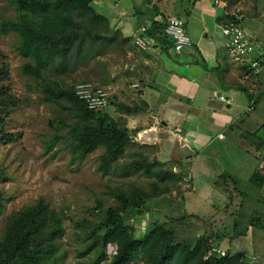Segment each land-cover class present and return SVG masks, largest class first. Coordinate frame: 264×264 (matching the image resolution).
Returning a JSON list of instances; mask_svg holds the SVG:
<instances>
[{
	"label": "rangeland",
	"instance_id": "obj_1",
	"mask_svg": "<svg viewBox=\"0 0 264 264\" xmlns=\"http://www.w3.org/2000/svg\"><path fill=\"white\" fill-rule=\"evenodd\" d=\"M249 2L256 5L263 0ZM92 4L97 12L108 15L110 30L101 32L96 39L87 36L81 53L73 57L69 69L64 72L52 69L47 72L46 77L66 91H74L79 82L92 81L112 93V87L121 84L122 73L129 71V68H124L129 64V59L124 54H128V50L132 48L130 45L135 42L132 35L134 21L130 17V11L136 9L137 3L131 0H93ZM0 17H17L15 6L9 0H0ZM99 29L103 31L105 26H100ZM188 33L192 34L189 30ZM19 42L15 33L0 35V69L6 65L9 70V79L0 82V89L7 90L11 96L7 107L0 108V112L3 110L1 115L5 118L2 120L1 135L11 134L12 138L0 139V196L3 203L0 208V239L3 238L10 215L44 200L63 217L65 229L60 240L63 264H92L98 256V248H93L84 255L80 252L93 243L94 236L102 232L97 228L102 212L100 210L118 207L120 203L115 195L123 190L128 197L134 198V193L140 205L143 204L141 198L145 197L146 205L135 209L127 217L128 224L134 225L138 230L135 236L143 235L149 223L165 221L171 225L168 223V228L174 229L177 241L194 245L205 237L211 246L221 250L223 254L241 253L247 261L255 260L264 264V229L259 226L258 221L264 220V185L251 180L247 175H239L232 180L229 178L227 188L222 187V184L217 185L216 188L221 187L223 192L212 190L206 170H196L193 183L187 174L189 163L181 164L179 161L164 162L163 165V171L183 174L179 180H162L160 176H149L145 171L123 176L126 165L132 159H145L151 163L155 161L153 153H157V146L138 145L132 136L131 144L107 174L99 169L104 147L88 154L83 161L72 162L73 155L67 139L69 128L57 129L60 119L69 122L73 120L70 115L71 103L66 98H61V104L43 99L44 92L37 81L22 73L23 65L33 63V59L23 57L18 52L16 45ZM129 78L128 74L125 80L129 81ZM250 89L256 91L254 96L259 101L250 116L253 115L251 117L257 123L255 131L257 130V139L261 143L264 142V77L261 75L260 80L258 77ZM114 104L116 100L111 97L106 112L112 117L117 111ZM58 133L67 136L58 138L51 145ZM244 148L234 143L230 151L237 154L244 152ZM177 150L175 156L188 152L185 148ZM228 150L226 146L224 151L229 153ZM247 151L251 154L250 150ZM200 162L211 168L209 172L212 175L219 168L217 161L208 154L205 156L203 153ZM234 186L238 191L235 194L228 191ZM165 188L169 190L164 192ZM151 193L157 194L149 199L148 195ZM199 194L204 198L201 199ZM173 216L182 218L174 220ZM249 222L255 225L252 226ZM94 227L97 231L91 237ZM240 231H244V234L240 235ZM112 245L117 251V245ZM108 247L107 259L101 264H113L117 252H109ZM144 259L135 257L131 264H147Z\"/></svg>",
	"mask_w": 264,
	"mask_h": 264
},
{
	"label": "crops",
	"instance_id": "obj_2",
	"mask_svg": "<svg viewBox=\"0 0 264 264\" xmlns=\"http://www.w3.org/2000/svg\"><path fill=\"white\" fill-rule=\"evenodd\" d=\"M131 2L137 3L136 9L130 11L135 42L128 54H124L129 59L124 68L129 71L119 79L122 88L112 87L111 97L116 100L117 110L113 118L134 131L131 136L138 145L157 146L153 160L189 163L187 174L193 183L195 172L200 169L209 174L211 189L220 192L223 190L216 188L217 185L227 188L236 176L247 175L252 180L254 174L260 173L264 177V149L254 143L258 142L257 138L246 137L248 133H257V123L247 111L250 86L256 81L245 78L243 68L232 61L222 32L229 16L240 9L244 28L258 47L264 48V0L256 5L249 0L234 5H228L226 0ZM172 16L185 19L186 30L192 33H188L192 45L182 51H176L173 41L161 36L160 30L152 34L149 31L155 21L168 22ZM139 38L144 46L138 44ZM128 74L130 84L125 80ZM261 75L264 77V70ZM134 84H139L138 88ZM221 95L229 101L221 100ZM120 104L132 110H123ZM234 143L246 150L235 154L230 151ZM226 146L229 153L224 151ZM184 148L187 154L184 151L175 156L177 149ZM203 153L217 161L219 168L215 175L200 162ZM228 191L235 193V186ZM199 197L204 198L201 194Z\"/></svg>",
	"mask_w": 264,
	"mask_h": 264
},
{
	"label": "trees",
	"instance_id": "obj_3",
	"mask_svg": "<svg viewBox=\"0 0 264 264\" xmlns=\"http://www.w3.org/2000/svg\"><path fill=\"white\" fill-rule=\"evenodd\" d=\"M9 1L15 6L17 17L13 19L0 17V35L15 33L19 37L20 42L16 45V49L23 57L33 59V63L27 62L23 65L22 73L37 81L44 92L45 101L61 104V98H66L71 103L70 115L73 120L69 122L60 119L57 122V129L69 128L67 139L73 155L72 162L83 161L88 154L104 147V153L100 156L99 169L107 174L131 144L130 134L134 131L123 127L106 112V109L87 108L85 102L76 95L75 90L66 91L46 76L52 69L57 72L69 69L73 57L81 53L87 36L96 39L101 32L110 30L109 17L97 12L92 4L93 0ZM226 1L228 5H234L241 0ZM167 25L168 22L155 21L149 31L152 34L160 30L161 36L167 37L165 33ZM100 26H105V30H100ZM8 79L9 70L4 65L0 69V82H6ZM10 100L8 91L0 89V108L7 107ZM119 106L129 112L132 110L131 107L123 104ZM2 112L3 110L0 112V139L12 140L11 134L1 135L2 120L5 119L1 115ZM246 135L251 139L258 137L256 132ZM66 136L56 134L51 145L58 138H66ZM254 143L259 148L264 145V142ZM163 165V162L157 160L148 163L145 159L135 158L126 165L123 176L128 177L141 171H145L149 176L156 174L162 180L166 178L179 180L183 176L173 171H163ZM1 172L0 170V174ZM252 180L264 185V177L260 173L254 174ZM168 190L169 188H165L164 192ZM156 194L151 193L148 198L151 199ZM115 196L120 205L109 207L106 211L100 210L102 212L97 228L102 232L94 236L93 243L80 252L84 255L91 249L98 248V256L92 264H101L107 259L106 248L109 243L117 245L113 264H131L135 257L145 258L147 264H259L255 260H245L241 253L223 254L221 250L211 246L205 237L194 245L177 241L174 229L168 228L169 222L165 223V221L149 223L143 235L135 236L138 230L134 225L128 224L127 217L135 209L146 205L145 197H139V200L141 198L143 202L140 205L134 193L132 198L128 197L123 190H119ZM1 199L0 196V208L3 206ZM180 218L182 217L173 219ZM258 221L259 226L264 229V220L258 219ZM249 224L255 225L250 222ZM169 226H171L170 223ZM136 228L139 227L136 226ZM64 229L62 215L44 200L35 206H28L15 212L8 217L3 238L0 239V264H63L60 240ZM96 231L94 227L91 237ZM239 234H244V231H240Z\"/></svg>",
	"mask_w": 264,
	"mask_h": 264
},
{
	"label": "built area",
	"instance_id": "obj_4",
	"mask_svg": "<svg viewBox=\"0 0 264 264\" xmlns=\"http://www.w3.org/2000/svg\"><path fill=\"white\" fill-rule=\"evenodd\" d=\"M243 18L242 11L237 9L222 26V32L225 36L224 45L232 61L243 68L245 78L256 81L264 70V48L258 47L253 37L244 28L242 24ZM165 33L173 41L176 51H182L192 45V39L186 30V21L179 16L170 17ZM137 42L144 46L142 39L139 38ZM133 86L138 87L139 84H134ZM250 90L252 97L247 108L248 112L253 111L256 105V96H254L256 91ZM75 92L79 99L83 100L87 108L91 110L107 109L110 105V91L95 82H79L75 87ZM220 99L229 101L225 95H221ZM219 137H223V134H220ZM262 168L264 169V161ZM108 246L109 252H117L114 245L109 244Z\"/></svg>",
	"mask_w": 264,
	"mask_h": 264
}]
</instances>
